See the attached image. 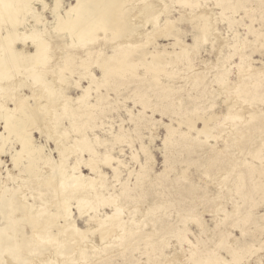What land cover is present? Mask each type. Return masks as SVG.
<instances>
[{
  "label": "rangeland",
  "instance_id": "1",
  "mask_svg": "<svg viewBox=\"0 0 264 264\" xmlns=\"http://www.w3.org/2000/svg\"><path fill=\"white\" fill-rule=\"evenodd\" d=\"M70 1L64 0V5ZM146 3L151 4L148 8L151 13L152 10L157 13L154 20L156 18L160 22H163L164 18L173 20L178 38L182 41L178 42L177 49L181 48L183 43L192 45V35L198 32L194 27L195 18L200 13H206L207 17L209 15L211 23L209 30L215 31H209L207 38L201 39L203 42L198 41V46L190 49L185 55L177 59L174 56L168 57L167 60L172 58L176 61L165 67L162 66L161 69L145 68L141 65L136 66L135 69L128 68L120 74L117 72L109 74L104 85L88 93V100L93 102L100 95V103L90 108H78L79 104L75 98L80 90L74 86L66 89L67 100L64 102L65 100L58 96L60 94L44 95V91H36L35 85L18 81L26 78L16 77L18 92L26 93L30 97L33 95L34 99L31 98L30 103L34 104L37 98H41L37 99L39 102H45L43 107H40L45 109V114L41 109L42 114L40 113L35 123L37 128L34 126L30 130L35 140L51 150L50 156L56 161L62 158L64 176H67L68 171L75 166L80 167L78 170L82 175L91 177L94 176V172L84 164L89 152L76 147L75 141V137L78 138L83 134L89 136L87 138L98 152L95 157L100 159L97 167L105 174V184L101 193L107 197L118 195V202L122 206L119 217L128 220L127 227L132 228L133 231L125 239L119 236L112 239L108 236L104 240L105 243L101 242L99 223L100 220L105 221V213H111V206L104 205L100 203V199L91 196L93 192L85 184L86 182L82 184V181L81 186L78 182L71 183V181L62 184L63 175L59 171H52L50 163H47L50 166L42 164L39 167L38 176H30L27 172L20 171L15 167L10 156L18 145L6 142L0 147V160L3 162V165H0L2 181L4 180L9 186L14 185L17 191L14 195L18 194L17 198L20 197L18 200L23 203L25 211L29 203L40 205L38 208L28 207L26 214L21 215L23 217L20 225H23L24 233L29 231L27 237L47 224L44 222L47 219L48 224L43 227L51 226L49 222L53 219L50 216L63 210L67 211L68 208L72 214L70 220L74 219L76 227L81 229L80 235L76 233L79 237L69 233L73 230L57 233L56 227L59 226L56 225V218L53 217L54 227L51 226L52 232L48 230L52 234L48 233L45 239H39L37 245L28 244L18 247L25 257H29L27 264L33 262L52 264L49 262L51 258L57 261H54L55 263L63 262V258H68L64 264H197L193 261V257L205 256L208 250L222 252L221 254L226 256L227 251L224 247L229 242L242 245L245 235L248 236L247 240H254L255 246L260 250L256 253L241 250L237 264H264V241H262L264 219L258 216L259 213L264 212V190H257L258 187L254 186L256 183L261 186L263 183L261 181H264V175L259 172L264 169V0H132L130 19L141 24L139 27L144 29L139 32L144 31L143 33L147 29H154V20L149 18L148 12L147 15L144 13L143 8ZM47 15L49 17L48 13ZM212 23L213 28L210 27ZM142 35L138 34L139 37L130 35L128 37L130 41H124L122 48L131 49V46H134L133 48L138 49L141 41L147 39L146 34ZM122 38L113 41L104 37L97 39L95 44L110 52L114 46L123 41ZM154 40L160 45L172 42L171 38L162 36H156ZM154 40L151 39L146 46L151 47ZM58 49L59 47L53 48L56 53H59ZM132 55H135L134 51H130L128 57ZM241 58L244 59V64L247 61L246 69L245 66L244 69L239 67ZM56 62L48 63L47 67L51 70L40 68L50 70L43 77L55 81L60 75ZM59 64L62 65L61 62ZM73 67L70 64L61 72L64 78L68 75L66 78L69 84L74 83V79L78 76L87 75L88 71L100 76L95 64L80 66L71 74L69 71ZM64 78L59 82L66 80ZM88 82L87 77L80 80L82 85H87ZM9 94L1 97L3 102L10 103ZM60 101L63 105L59 103ZM196 108L201 112L214 113L210 134L215 136L195 138L194 131L187 136L181 134L187 131L184 118L194 117L193 111ZM229 111L234 113L231 114ZM86 113H90V116L85 115ZM235 115L238 118H234ZM171 119H173L172 123ZM170 123L174 134L171 138H166L167 125ZM196 124L201 126L199 121ZM43 129L44 131L40 132ZM2 130L0 125V131ZM96 140L100 143H96ZM10 148L13 149L9 150ZM56 148L59 149L55 150ZM61 148L63 152H59ZM105 154L112 157L111 162L118 168L117 178L114 177L112 169L103 164L101 159ZM145 158L148 161L147 168L143 170L144 176H139L142 172L140 165L145 162ZM7 168L10 169L8 173H6ZM13 176L17 177L13 178ZM124 187L127 188L126 191L121 190ZM73 192L81 197L83 195L82 198L86 197V201L95 204L94 211L91 209L88 211L89 208L85 207L82 214L77 212L76 200L74 196L71 198ZM91 197L94 199L91 200ZM57 198L60 200L58 201ZM66 199H68L67 203L70 200L68 208ZM60 201L65 204H61ZM38 209L40 210L36 211ZM18 214L17 211L10 212L12 217ZM226 214L228 215L224 217ZM196 216L200 219V224L194 220ZM1 219L4 220L0 214V223ZM63 220L59 219V223H64ZM37 224L40 227L32 228ZM19 232L21 233L17 231L16 234L18 235ZM183 232L185 235L182 236ZM118 233L122 235L123 231H117L116 234ZM19 236L17 239H20ZM144 236L150 237L142 239ZM66 242L70 246L68 250L64 248ZM104 245L108 247H102ZM80 246L85 252L77 250ZM192 246L195 248L192 249L191 256ZM33 247L36 249L32 250ZM72 248L76 249L72 252ZM60 249L66 250L69 254L67 252L61 254ZM100 251L107 255L98 257L97 253ZM5 254L7 257L8 253ZM258 257L261 259L259 262ZM227 258L230 259L229 256ZM237 259H231L230 264H236Z\"/></svg>",
  "mask_w": 264,
  "mask_h": 264
},
{
  "label": "bare ground",
  "instance_id": "2",
  "mask_svg": "<svg viewBox=\"0 0 264 264\" xmlns=\"http://www.w3.org/2000/svg\"><path fill=\"white\" fill-rule=\"evenodd\" d=\"M130 1H132V0H71L70 2L66 3L67 5H64V0H0V125L3 128V130L0 131V147L3 143H6V142H8L12 145H13V143H16L18 146L15 147L14 151H12V152L9 151V152H11L10 153L11 159H12L15 167H18V169L22 172H27L28 175H30V176H38L39 175V170H38L39 167H41L42 164L50 163L51 167H52L51 168L52 171H56V172L59 171L63 175V178L61 179V180H63V182L60 180V182H62V184H65L66 182L71 181V183L78 182V185L81 186L82 181H83L82 184H84V182H86L85 184H87V186L89 188H91L90 190L93 192V194L91 196H94V198L97 197L98 199H100V203H103L104 205L111 206V208H112L111 213H105V221L100 220V223L98 222L99 224H101V226L99 225L100 228H98V229H100L99 233H100L101 242H104L105 238H107L108 236H111L112 239L113 238L115 239L117 236L125 239L128 237L130 232H133V231H132V228L127 227V221L128 220H125V219L119 217L122 206L118 202V195L116 197H114L112 195H108V197H107L106 195L101 193L102 188L105 184V174L100 170L99 167H97L100 159L96 158L95 156L98 154V152L96 151L95 147L93 146V143L91 142V140L88 139L89 136H85L83 134V135L79 136L78 138L75 137L76 147L89 152V157H88V159H86L84 161V164L86 165V167H89L90 170H92L94 172V176L89 177V176L82 175V172L80 170H78L80 167L77 168V167L73 166L72 164H71L73 166L72 170L69 168L71 171H68V174H66L67 176H64L65 170H64V165L62 163V158H60L59 161L58 160L56 161V159H54L53 156L51 157L50 156L51 150L46 149V146L43 143H38L35 140L32 131H30V130H32L31 127L35 126L37 119L40 117V113L43 110L42 108H41L42 109L41 110L40 107H43V104L45 102L41 103V102H39V100L41 98H37L39 100L36 99V102H34V104L30 103V99L31 98L34 99V97H32L33 95H31V97H30V95H28L26 93H19L18 89L16 87L17 85H16L15 81H16V77L26 78V80L25 79H18V81H21V83L24 81L25 83L28 82V84L35 85L34 88H36V91H38V90L44 91V95L49 94V95L53 96L56 94H60L58 96H60V99L62 98V100H65L64 102H66V100H67L66 94H65L66 89H70V87L74 86L78 90H80L79 94H77V97L75 98L79 104L78 108L82 109V108L94 107L100 103V95H99L98 99L95 102H93L91 100H88V97H89L88 93L92 89H98L101 85H104V83L107 82V76H109V74H111L113 72H117L118 74H120V73H123L128 68H134L135 69L136 66H141V65L145 68L151 67L152 69L153 68L161 69L162 66L165 67V65L172 64V62L176 61L177 58L188 53L190 51V49L196 48L198 46L197 42L202 41L201 39H206L207 33L211 30H214V29L209 30V25L211 24L210 20H209V15L207 17L206 13H200L198 15L196 14L197 18H195L194 27L198 32H196V34L192 35L193 36L192 45L191 44L189 45L187 43L186 44L183 43V46H181V48L177 49V45H179L178 42L181 40L178 38V31L174 25L173 20L171 21V20L166 19V18H164V21L162 20L163 22L158 21L157 20L158 18H156L154 20L153 18H155L157 16V13H155V10H154V12L152 10V13H153L152 14L148 10V8L151 6V4L146 3L147 5H145L143 8V9H145L144 13L148 12L149 18H152L151 19L152 21L154 20L153 21L154 22V29H152V30L147 29L145 31V33H143L144 31L139 32L140 30L142 31L144 28L142 29L141 26L139 27V24H140L139 22L138 23L133 22L132 20H134V19H132V20L130 19V15H131L130 14L131 13ZM180 2H183V1H180ZM162 6H164V5L162 4ZM47 13L49 14V17L47 15ZM146 15H147V13H146ZM140 20H142V19L140 18ZM210 27L211 28L214 27L213 23H212V26H210ZM142 33H143V35L144 34L147 35V39H146V41H143V40L141 41L140 47L138 49H137V47L133 48L134 46H131V49H130V47L129 48L127 47L126 49H125V47L122 48V45H124V43H125L124 41H126V42L130 41L128 38L130 35H132V36L134 35V37H135L136 35L138 36V34L142 35ZM209 34H210V32H209ZM212 34H215V33H212ZM156 36H162L165 38L169 37L172 39V42L160 45V43H158V42H156V40H154V38ZM213 36H217V35H213ZM104 37L106 39L108 38L110 40L113 39V41L114 40L116 41V38L121 39L122 37H124L125 39L122 38L123 41L121 43H118V45L114 46L110 52H107L105 49H102L95 44V41L97 39L99 40L100 38H104ZM218 37H219V35H218ZM151 39L154 40L153 41L154 43H152L151 47H149V46L147 47L146 45H149V41H151ZM136 43H134V44H136ZM56 47H59V49H58L59 53H56V51H55L56 49L53 50V48H56ZM130 51H134L135 55L128 57L130 55ZM84 56H86V57H84ZM171 56L176 57V59L169 58L170 60H167V58L171 57ZM53 61H55V62L57 61L56 63H58L57 65L59 66V73H60V75L55 79V81L53 79L43 77L46 73H48V71L51 70V68L47 67L48 63L53 62ZM59 62H61L62 65H60ZM89 63L95 64L96 69L98 68V70L100 72L99 73L100 76H97L92 71H88L87 75L83 76V77H87L89 79V82L87 85L80 84V80L83 77L78 76L76 79H74L75 80L74 83L72 82L71 84H69L68 78H66V77H68V75H65L66 76L65 78H64V76H61V72L66 67L70 66V64L72 67L74 66L73 67L74 69L72 68V70L69 71V72H71V74H73L75 69L79 68L80 66H87ZM239 63H240L239 67L243 68V69H244V66L247 65V61H246V64H244L245 61L243 58H241V61ZM40 68L50 69V70L46 71L43 69L41 70ZM205 69H207V68L205 67ZM245 69H246V66H245ZM248 69H250V68H247V70ZM72 71H73V73H72ZM65 72H67V71H65ZM65 72H63V74ZM68 74H70V73H68ZM30 75H31V77L33 76L32 80H30V78H31ZM222 76H223V74H222ZM63 78L66 80L59 82V80H61ZM57 79H58V81L56 82ZM9 81H14V82H9ZM24 82H23V84H24ZM10 83H12V84H10ZM67 83H68V85H67ZM233 83H235V82H233ZM218 85H219V83H218ZM8 93H10L8 95L10 103L3 102L1 97L3 95L7 96ZM40 95H42V92ZM101 97H102V95H101ZM226 98H228V96ZM226 98H225V100H226ZM60 99H57V100H60ZM57 100H54V102ZM59 103L63 105V103H61V101ZM245 104H246V102H245ZM39 109H40V111H39ZM48 109H50V108H48ZM66 109H68V108H66ZM44 110H43V113H44ZM64 110H65V108H64ZM54 111H56V110H54ZM229 112L231 113V111H229ZM193 113H194V117H190V118L185 117L186 119L184 118L183 122H185V124L187 126V131L182 132L181 134L184 136H187L188 134H190V132L194 131V133L196 134L195 138H198L199 136H204L205 138L215 136L212 133L210 134V127H211V122L214 119L213 118L214 113L209 114L206 111L201 112L197 108L193 111ZM232 113H234V112H232ZM235 113H237V112H235ZM53 114H55V113H53ZM85 115H87L89 117L90 113H86ZM82 116H83V114H82ZM45 117H46V115H45ZM216 117H218V116H216ZM225 117H227V115ZM234 118H238V116L236 117V115H235ZM76 119L74 120L75 122H76ZM220 119L223 120L224 118L223 119L220 118ZM225 119H227V118H225ZM71 121L73 122V120H71ZM170 121L172 123L173 119H171ZM197 121H199L201 123L200 127L197 126V124H196ZM47 122H49V121H47ZM171 123L169 125H167L168 134H167L166 138H171L172 135L174 134V129H173V126L171 125ZM241 123H242V121H241ZM49 125H50V123H49ZM74 125H76V124H74ZM79 125H81V124H79ZM39 126L41 127L42 123ZM75 128H77V127H75ZM42 131H44V129L41 130L40 132H42ZM230 131H232V130H230ZM117 138H119V136H117ZM97 142L100 143V141L96 140V143ZM224 147H225V145H224ZM12 149L13 148H10L9 150H12ZM58 149L59 148H56L55 150H58ZM59 152H63V149L61 148V151H59ZM67 153H68V151H67ZM59 155H61V153ZM65 155H66V153H65ZM66 156H64V157H66ZM134 158H136V155H134ZM101 160H102L104 165H108L112 169V171L114 173V177L117 178L118 177V174H117L118 168L111 162L112 157L109 156L108 154H105L104 158ZM54 161H56V163L53 164ZM74 162H76V161H74ZM147 162H148L147 158H145V162L143 164L141 163V165H140L141 169L140 170H142V172L139 174V176H144L143 170H146ZM118 163H121V162L118 161ZM76 164H78V163H76ZM76 164H74V165H76ZM0 165H3V162L1 160H0ZM48 166H50V165H48ZM9 170L10 169L7 168L6 173L10 172ZM74 170H77V171H74ZM259 172H261V174L264 175V169H261ZM227 175H228V173H227ZM15 177H17V176H13V178H15ZM48 178H49V176H48ZM23 179H25V178H23ZM38 179H40V178H38ZM261 182H263L261 184V186H259L258 183H256L254 185V186L258 187L257 190L258 189L264 190V181H261ZM0 183H1L0 184V212H1L0 214H1V217L4 219V220L1 219V223H0V264H25V263L27 264L28 263L27 259L29 257H25V255L18 250V247L28 246V244L33 245V244H36V242H38L39 239L40 240H41V238H42V240L45 239V235L52 232L51 226L54 227L55 223H53V222H55V218H56V225L59 226V227L55 226L56 228H58V231L56 229L57 233H60V232L65 233L66 231L68 232V230H73V231H69V233H71L72 235H76V233L79 234L81 232L80 231L81 229L79 230L78 227H76L75 220L73 218H71L73 220H70V218H69L70 215H72L70 213L71 210L69 211V208H68L69 207L68 203L70 202V200L67 203L68 199H66V203H67L66 205L68 208L67 211L63 210L60 213H55V214L51 215L50 217H52V219H53V220L50 219L52 221L49 220L50 221L49 225H51V226L43 227L44 225L48 224V221H47L48 219H47L44 221L47 224H44V225L42 224L43 226H41V228L42 227L43 228L41 231H40L41 228L37 231L35 229H31V231L34 230L36 232H34V233L32 232L33 234H31L30 237H27V236H29V235H27V233L29 231L24 233L23 229H22L23 225L22 226L20 225V220H22V217H23L21 215H25L26 214L25 212L27 210H29V208L30 209L33 207L38 208L40 205L37 206L35 204L33 205V203L32 204L29 203V204H27V208L25 211L23 203H21L19 201L20 197L17 198L18 194H17V196L14 195L15 192H17V191H15L16 188L14 187V185L9 186L6 182H4V180L2 181V175H0ZM14 184H16V183H14ZM17 187H18V185H17ZM62 189H63V187H62ZM76 189L80 190V188H76ZM123 189H125L124 191H126L127 188L124 187L121 190H123ZM60 192L61 191H59V193ZM78 193H80V192H78ZM86 193H87V191H86ZM88 194H89V192H88ZM71 195H72L71 198L74 196V199L76 200L75 205H76L77 210H78L77 212L82 214V212L85 211L84 210L85 207L89 208L88 211L90 209L94 211V209H95L94 206H96V205L93 203L91 204L90 201L89 202L86 201V199H87L86 197H85L86 199L82 198L83 195L81 197V195L79 196L74 192ZM67 196H69V195H67ZM56 197H58V196H56ZM62 198H64V197H62ZM90 199L93 200L92 197ZM59 200L60 199H58V201ZM60 203H61V201H60ZM61 204H63V203H61ZM64 204H65V202H64ZM103 204H101V205H103ZM63 205H61V206L63 207ZM30 206H32V207H30ZM98 207H96V208H98ZM65 208H66V206H65ZM39 210L40 209H38L36 211H39ZM11 211H12V213L17 211L19 214L12 217L10 215ZM154 211H156V210H154ZM96 212H97V210H96ZM45 214H44V216H45ZM47 214H48V212H47ZM32 215H35V214H32ZM227 215L228 214L224 215V217ZM28 216H31V215H28ZM60 216H61V218H60ZM258 216H260L264 219V212L259 213ZM53 217H55V218H53ZM64 217H67V218H64ZM90 217H92V216H90ZM42 219H44V218H42ZM59 219H64L63 220L64 223L61 222V224H60ZM194 220L200 224V219L197 216L194 218ZM36 221H37V219H36ZM57 222H58V224H57ZM36 226L40 227L37 224V225H34L32 228H35ZM27 227H25V228H27ZM101 227H103V228H101ZM48 230H50L51 232H49ZM120 230L123 231V234L119 235V233H118V235H117L116 232L117 231L120 232ZM17 231H21V233L19 232V234H18V235H20L19 236L20 239H17V237H18V235L16 234ZM184 232H185V230H184ZM184 232H183L182 236L185 235ZM79 235H78V237H79ZM62 236H63V234H62ZM149 237L144 236V237H142V239H149ZM69 238H71V237H69ZM65 239L68 240V238H65ZM79 239L80 238H78V240ZM247 239H248V236L245 235L244 243L242 242L243 243L242 245H240V244L234 245V243L230 244V242H229L224 247V249L227 251L226 256L227 257L229 256L230 259H228L226 256H223L221 254L222 252L221 253H219L217 251L211 252V250H208L205 256L199 255V257H193V261L197 264L198 263H202V264H230L231 259H237V257L238 258L240 257L239 252H241V250L245 251V252L249 251L250 253L251 252L252 253L258 252L260 249L255 246L254 240L251 239V241H249ZM78 240H77V242L79 243L80 240L79 241ZM188 240H190V239H188ZM262 241H264V238L262 239ZM72 242H70V243H72ZM62 243H65V242H62ZM62 243H60V245H62ZM95 245L97 246V244H95ZM57 246H59V244ZM89 246H92V245H89ZM102 247H108V245H104ZM64 248L66 250L70 249V246L67 245V242H66V245L64 244ZM193 248H195V247H193V246L190 247V249H191L190 255L191 256L193 255V252H192ZM33 249L35 250L36 247H33L32 250ZM75 249H73L72 252ZM243 249H245V250H243ZM66 250H61L60 251L61 254L67 252ZM77 250L85 252V250H83L81 246ZM5 252L8 253L7 257L5 256L6 255ZM50 253H51V251H50ZM50 253L48 255H50ZM68 254H66V256ZM103 255L105 256L107 254L105 252L103 253L102 251L97 253V256L100 258L103 257ZM247 258L248 257H246L245 260H247ZM8 259H10V260H8ZM38 259L39 258H37V260ZM51 259H53V258H51ZM51 259L50 260L47 259V260H49V262H52V264H59V263L64 264V262H67L66 260H68V258L67 259L63 258V262L55 263L57 261H55V259H53V260H51ZM31 260H34V259H31ZM157 260H161V259H157ZM259 260H261V259L258 257V262H259ZM235 262L237 264L238 259ZM33 264H34V262H33Z\"/></svg>",
  "mask_w": 264,
  "mask_h": 264
}]
</instances>
